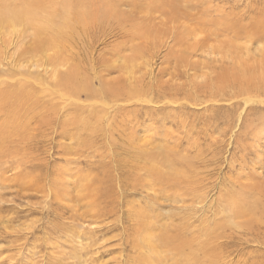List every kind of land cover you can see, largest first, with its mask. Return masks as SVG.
Segmentation results:
<instances>
[{"label": "rangeland", "instance_id": "obj_1", "mask_svg": "<svg viewBox=\"0 0 264 264\" xmlns=\"http://www.w3.org/2000/svg\"><path fill=\"white\" fill-rule=\"evenodd\" d=\"M93 1L85 31L79 25L56 49L36 52L33 29L0 25V100H7L0 102V264H133L146 251L129 243L140 240L130 211L152 236L166 233V260L155 259L161 264H264V142L257 139L264 126V36L252 30L264 0ZM124 65L129 74L119 69ZM73 67L98 97L57 89L58 75ZM120 87L126 91L111 93ZM235 93L244 96L227 100ZM164 149L189 161L187 186L167 176L165 166L176 167L177 159H152ZM153 160L161 161L155 174ZM81 176L108 190L94 209L117 214L94 223L97 211L54 201L58 180L71 186ZM183 187L201 188L205 198L187 197ZM235 199L240 214L228 207ZM168 225L182 233L174 246L184 252L166 247L176 234ZM97 229L107 232L94 251L86 240L73 242L78 255L61 236Z\"/></svg>", "mask_w": 264, "mask_h": 264}, {"label": "bare ground", "instance_id": "obj_2", "mask_svg": "<svg viewBox=\"0 0 264 264\" xmlns=\"http://www.w3.org/2000/svg\"><path fill=\"white\" fill-rule=\"evenodd\" d=\"M18 2H21L22 5H25V6H28L31 8L30 9H27L26 7H21V8H17L16 5ZM62 4L61 5H58L56 4L55 0H0V25L1 24H9V25H13V24H22L24 25L25 27L24 28H31L33 29L34 33H35V36H34V46L36 48V52L41 50V49H46V50H50V49H56L59 47V39L62 38V39H72V36L74 35L75 33V29L77 30V28L82 26L83 27V30L85 31V22H86V19H88L89 17L86 15L85 13V10H86V7L87 5H89L91 3V0H76V8L72 7L71 6V1H68V0H61ZM92 2H94L92 0ZM92 4V3H91ZM52 6V7H51ZM77 7H81V9H78ZM6 9V10H1V9ZM261 8V7H260ZM184 9V8H183ZM43 10V12H42ZM40 11L42 13H40ZM38 12V13H37ZM264 13V12H263ZM40 14V15H38ZM262 15V18L264 17L263 14H260ZM106 14L103 15V17L105 18ZM113 17V16H112ZM256 18V16H255ZM259 19V18H256L254 19V21H258L259 24L257 26H254V28L252 29L254 33H258L260 37H263L264 36V18L263 19ZM108 19V18H107ZM112 19V18H111ZM246 22V21H245ZM248 22V21H247ZM253 23L254 25L256 24ZM247 24V23H246ZM250 24V23H249ZM248 24V25H249ZM238 25V24H237ZM237 25L235 26H232L231 28L235 30V27L238 28L239 32L242 31L241 28H239ZM79 27V28H80ZM243 27V26H242ZM81 29V28H80ZM82 30V31H83ZM224 30H227V28H224ZM233 30V31H234ZM78 31V30H77ZM76 33H79L77 32ZM231 31V30H230ZM23 34V33H22ZM36 35L37 36H45L46 38L45 39H41V40H35L36 38ZM239 35V34H238ZM79 37V36H78ZM25 39V38H24ZM27 39V38H26ZM67 43V42H66ZM32 46V45H31ZM27 48V47H26ZM24 49V48H23ZM22 49V50H23ZM32 49V48H31ZM27 51V49H25V52ZM24 52V51H23ZM29 52V51H28ZM31 52V51H30ZM33 52L35 53V50H33ZM53 57H57L59 58V55H54ZM55 60H49V63L51 65L55 64ZM126 63V62H125ZM110 67V66H109ZM122 67V68H121ZM119 69H121L123 72L129 74V65H124V66H121ZM74 69H72L73 71L70 72V73H67V74H59L58 75V79H57V89H60L62 90L61 92H68L69 94H71L73 97H75V95L77 94H80V92H86L88 91L89 92V99H93V98H96L98 97V95H96L95 92H93L94 90L91 88V85L89 83L85 84V81H82V83H80L81 79H77L75 74V71L76 70V67H73ZM112 68V67H111ZM111 68L109 70H111ZM57 73V72H56ZM124 73V74H125ZM123 74V73H122ZM55 75V74H54ZM121 76V75H120ZM127 76V75H126ZM130 76V75H128ZM34 77V76H33ZM56 77V75H55ZM79 77V76H78ZM124 77V76H123ZM121 78V77H120ZM262 78H264V75L262 76ZM122 79V78H121ZM126 79V78H125ZM128 80V78H127ZM10 82V81H9ZM87 82V81H86ZM109 83V81H107ZM107 83V84H108ZM125 83V82H124ZM226 84V82H225ZM5 85V83H4ZM124 85V84H123ZM129 85V84H128ZM108 86V85H106ZM122 86V85H121ZM11 87V85H10ZM22 86H19V89H22L20 88ZM111 88V86H110ZM5 89V88H4ZM9 89V88H7ZM6 89V90H7ZM18 89V90H19ZM84 89V90H83ZM105 89V88H104ZM107 89V88H106ZM8 91V90H7ZM10 92H12L11 90H9ZM23 91V90H22ZM59 91V90H57ZM126 91V88L124 87H120V88H112L111 89V93H115V94H120L121 92H125ZM63 92V93H64ZM104 94L106 93L105 90L102 91ZM128 92H130L128 90ZM220 90H218V92L216 93V97L219 98L221 96V94L224 92V89L222 88V91H221V94H219ZM2 93V91H1ZM26 93L27 90H26ZM241 93V92H240ZM239 93V94H240ZM226 94V93H224ZM25 95V94H24ZM23 95V96H24ZM29 95V94H28ZM68 95V94H67ZM237 93L233 94V96L231 98H228L227 96V100H232L236 97H243V95H237ZM247 95L249 96L250 94L247 93ZM6 96V95H5ZM19 96V95H18ZM23 96L17 100V103L19 104H22V102H25L24 99H23ZM102 96V94H101ZM117 96V95H116ZM2 97V96H1ZM0 97V98H1ZM15 98V96H13ZM64 99L66 96H62ZM223 97V96H222ZM28 98V97H27ZM238 98V99H239ZM249 98V97H247ZM26 99V98H25ZM61 99V98H60ZM125 99V98H124ZM251 99V98H249ZM114 100V99H113ZM117 100V99H116ZM219 101V99H217ZM226 100V101H227ZM237 100V99H236ZM243 100V99H242ZM241 100V101H242ZM66 101V100H65ZM216 101V102H218ZM223 101V100H222ZM244 101V100H243ZM1 104H5L7 102V100L5 101L4 98H2L0 100ZM38 102V101H37ZM140 102V101H139ZM215 102V100H214ZM220 102V101H219ZM16 103V102H15ZM16 103V104H17ZM228 103V102H227ZM248 103H251L252 104V101H246V104L248 105ZM221 104V103H220ZM254 104V103H253ZM263 104V103H262ZM9 105V102L7 103V106ZM27 105V104H26ZM229 105V104H228ZM6 106V104L4 105ZM12 106V104H11ZM28 106V105H27ZM234 106V105H233ZM239 106V103L234 106V107H238ZM13 107V106H12ZM217 107V106H216ZM1 108V107H0ZM3 108H6V107H3ZM240 108V107H239ZM11 109V108H10ZM21 109V108H20ZM206 109V108H205ZM232 109V110H231ZM231 109H228V110H231V111H234V109L236 108H231ZM17 111V110H16ZM10 112V111H9ZM246 112V111H245ZM0 113L4 114L5 111L1 110L0 109ZM34 113V112H33ZM233 113V112H232ZM9 115L8 116H12L13 114L12 113H8ZM12 114V115H11ZM231 115V114H230ZM229 115V116H230ZM241 115V114H240ZM240 117V116H239ZM17 120V118H16ZM6 127V124L4 125ZM1 129V127H0ZM5 130V129H4ZM81 130V129H80ZM263 130H264V126L262 128H258V131H257V135L259 133V135L261 136L260 138H257L260 142H264V133H263ZM2 132V131H1ZM1 132H0V135H1ZM6 132V131H4ZM255 138V137H253ZM262 148V147H260ZM168 152V151H167ZM166 150H160L159 153H156V154H153V158L154 159L157 155L162 157V162H164V159L163 158H171L172 161L173 159H177V161H175V164H177L176 167H172L170 165H167L165 166L167 168V176H170L172 174L173 178H176L175 180L174 179H171L172 182H180V183H183V178L185 177V175L189 172V169H190V163L188 160H186L185 158H178V156H174L173 154H167ZM170 153V152H169ZM173 153V152H172ZM148 157V156H147ZM146 157V158H147ZM150 158V157H149ZM222 159V158H221ZM151 165L153 168L151 170V172L153 174H155L157 171H159V165H161V161L159 163V165L157 164L154 165V160L153 161H150ZM185 162H188V165L185 163ZM262 162V161H261ZM154 163V164H153ZM264 163V162H263ZM148 163L144 164L145 168H148L149 165H147ZM164 164H166L164 162ZM168 164V163H167ZM193 164V163H192ZM137 166V165H136ZM163 166V165H162ZM161 166V167H162ZM138 170L139 171H143L142 169V164L138 166ZM141 167V168H140ZM260 167V166H259ZM208 169V168H207ZM149 170V169H148ZM147 171V170H146ZM144 171V172H146ZM67 174V173H66ZM159 174V173H158ZM161 174V173H160ZM69 176V175H68ZM58 177V176H57ZM77 177V176H76ZM71 178H73V176H71ZM78 178V177H77ZM75 179V182L74 184H72L70 186V184H67V182H62L61 180H58L57 184L60 185L61 187V190L58 191L56 190V192H53V194H51L54 198V201L56 203H59L61 205H64L68 208H71V209H74L73 208V205H75L76 203H78L79 205H81L83 207V210H95L97 211L96 213H93L91 214V221L94 222V223H97V222H100V221H104L106 219H108L109 217H111L112 215H110L112 212L114 214H117V211H114V210H110V214H100L98 210L94 209V208H100V201L101 200H104L106 199L107 197H109L108 195H104L106 194V191H108L106 189V191L104 192H100V187H95L93 181H92V178H83L84 180H82V176L79 177V179ZM157 178V177H156ZM264 179V178H263ZM156 180V179H155ZM158 180V179H157ZM54 182L56 183V181L54 180ZM79 182V184H78ZM103 184H105L103 181H101ZM149 183L148 182V186H149ZM157 183V182H156ZM155 183V184H156ZM168 183V182H167ZM170 183V181H169ZM57 184H55L57 186ZM146 184V185H147ZM159 184V180H158V183ZM55 185H54V190H55ZM152 185V183H151ZM161 185V184H159ZM171 185V183H170ZM184 186H187L188 183H183ZM240 185V184H239ZM24 186V185H23ZM121 186V185H120ZM147 186V187H148ZM154 187V184L152 185ZM152 186H149V188L152 189ZM189 186H190V183H189ZM191 186L194 187V184L191 183ZM190 186V187H191ZM122 187V186H121ZM143 187V186H142ZM164 187V186H163ZM241 187V186H240ZM257 187V186H256ZM255 187V188H256ZM102 188V187H101ZM170 188H173V187H170ZM74 189L77 190V192H74ZM122 189V188H120ZM154 189V188H153ZM182 189H184V192H185V195L187 197H191L193 199H204L205 196H202L201 195V188H194V189H188L186 187H183ZM259 190H261V188L259 187L258 188ZM113 190V189H112ZM116 190V189H115ZM160 190V189H159ZM165 190V189H164ZM170 190V189H169ZM102 191V189H101ZM148 191V190H147ZM190 191V192H189ZM196 191V193H194ZM205 191V190H204ZM161 192V191H160ZM108 193V192H107ZM153 193V192H152ZM155 193V192H154ZM153 193V194H154ZM114 194V193H112ZM111 195V194H110ZM147 195H150V194H147ZM160 196H157V200L159 199ZM154 198V197H153ZM168 198V197H167ZM231 198V197H230ZM51 199V198H50ZM155 199V200H156ZM152 200V199H151ZM170 200V199H169ZM237 199H235V201H228V207L229 209L232 211V212H236L239 214L242 213L241 210L238 209V205L239 204H236ZM155 202V201H154ZM204 202V201H203ZM246 202V201H244ZM249 203V202H248ZM73 204V205H72ZM51 205V204H50ZM50 208H53V207H50ZM75 210V209H74ZM249 210V209H248ZM103 210L101 209V212ZM54 212H56L54 210ZM105 212V211H104ZM130 213L133 214L134 218L133 220H131V223H133L134 225V231L136 233H140V237L139 239L140 240H136V242H129L130 244H133V250L136 252L139 251V254L143 255L146 251V254L144 256H142L140 258V260L137 261L133 259V264H137V262H141V263H145V264H161L162 262L161 261H158V260H155L156 258H159V259H162L164 262L166 260V256L163 254V253H166V251L163 250V244H162V241L166 235L163 236L162 235V232H160V234H158L157 236H152V235L148 232V227L146 225H144V227L142 228L141 225H142V221L140 219V217H135V214L134 212L130 211ZM8 214V213H7ZM50 216V215H49ZM84 216V215H83ZM130 218H132L131 216H129ZM50 218V217H48ZM52 218V217H51ZM57 218V217H56ZM76 218V217H75ZM74 218V220H75ZM122 219V217H120ZM67 219V218H66ZM207 220V219H206ZM67 221H70V220H67ZM120 221V220H119ZM148 221V220H146ZM184 222V220H182ZM189 221V220H188ZM53 222V221H52ZM58 222V221H57ZM76 222V221H75ZM136 222H140V226H138L136 224ZM191 222V221H190ZM208 222V220H207ZM152 223V221H151ZM57 224V223H56ZM60 224V223H59ZM150 224V223H148ZM171 224V223H170ZM182 224V223H181ZM205 224V222L203 223ZM110 225V224H109ZM154 225V224H153ZM173 225V224H172ZM172 225H168V231L170 230H173L175 229L176 230V234L174 236H171L170 237H167L165 239V242L166 243V247H172L173 246V250L175 251H178V252H184L183 249L180 247V246H174L176 244V242L178 240H180L182 233L180 232L179 228L177 227H173V229L171 228ZM206 225V224H205ZM71 226V225H70ZM82 226V225H80ZM55 227V226H54ZM73 227V226H72ZM71 227V228H72ZM75 227V226H74ZM154 227V226H153ZM158 227V226H156ZM156 227H154L153 229L155 230ZM162 227V226H161ZM50 228V227H49ZM52 228V227H51ZM57 228V227H56ZM79 228V227H78ZM181 229H183L182 227H180ZM104 229H97V230H91V232H83V231H80L78 232L76 230V232L74 233H71V234H67V235H61L64 239L65 237H67V239H65V241L67 242H64L66 243L67 245L66 246H70L71 249L74 248L73 246V242H80L82 244V240H86L88 241V245L90 248H93L92 250L94 251V248H95V245L98 243L99 241V238L100 236L99 235H102L104 236V232H103ZM126 230V229H125ZM68 231H71L70 229ZM105 231V230H104ZM109 231V230H108ZM127 231V230H126ZM64 232H67V231H64ZM107 232V231H105ZM131 233V232H130ZM66 234V233H65ZM49 235V234H48ZM128 236L130 234H127ZM134 235V234H133ZM58 236V235H57ZM193 236V235H192ZM199 237V236H197ZM197 237L195 238V235H194V238L197 239ZM69 238H72L73 240L70 241ZM208 239H210V237H208ZM128 240V238H126V241ZM191 241V240H190ZM196 241V240H195ZM60 242V241H59ZM84 242V241H83ZM127 242V243H128ZM189 244V243H188ZM192 244V242H191ZM61 245V244H60ZM63 245V244H62ZM83 245V244H82ZM59 246V245H58ZM64 246V245H63ZM185 246V244H184ZM183 247V246H182ZM189 248H192V247H189ZM163 250V251H162ZM166 250V249H165ZM73 254L75 255H78L79 251L76 250V249H73ZM78 251V252H77ZM195 251V250H194ZM168 252V251H167ZM177 252V253H178ZM82 253V252H81ZM179 254V253H178ZM94 255V254H93ZM181 255V254H180ZM192 254H187V258L188 256H190ZM194 255V254H193ZM192 255V256H193ZM183 256V255H182ZM143 257H146L148 259H143ZM172 258L175 259L174 255H173V251H172ZM179 257V256H178ZM194 257V256H193ZM191 258V257H189ZM181 259V258H180ZM83 260V259H82ZM185 260V259H184ZM194 260L195 262V259H192ZM223 260V259H222ZM81 261V259H80ZM172 261V260H171ZM210 261V260H209ZM175 262V261H174ZM129 263V262H128ZM127 263V264H128ZM173 263V262H171ZM187 263V262H186ZM213 263V262H211ZM78 264V263H77ZM165 264V263H164ZM167 264H170V262H168L167 260ZM177 264H185V262L183 261L182 263L178 262L177 261Z\"/></svg>", "mask_w": 264, "mask_h": 264}]
</instances>
